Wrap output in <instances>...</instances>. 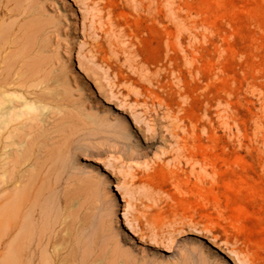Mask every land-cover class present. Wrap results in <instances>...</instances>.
<instances>
[{
	"label": "rangeland",
	"instance_id": "374dc122",
	"mask_svg": "<svg viewBox=\"0 0 264 264\" xmlns=\"http://www.w3.org/2000/svg\"><path fill=\"white\" fill-rule=\"evenodd\" d=\"M230 258L264 264V0H0V264Z\"/></svg>",
	"mask_w": 264,
	"mask_h": 264
},
{
	"label": "bare ground",
	"instance_id": "6f19581e",
	"mask_svg": "<svg viewBox=\"0 0 264 264\" xmlns=\"http://www.w3.org/2000/svg\"><path fill=\"white\" fill-rule=\"evenodd\" d=\"M88 2V1H87ZM86 2V3H87ZM177 11V10H176ZM159 27V26H158ZM180 33V32H179ZM195 56H197V55H195ZM195 56H193V57H195ZM192 57V58H193ZM189 65V64H188ZM175 87V86H174ZM205 89V88H204ZM207 91V90H206ZM129 96L130 97H132V95L131 94H129ZM148 97L149 98H152L153 100H152V104L155 106L156 104L158 105V108L156 109V113H157V115H158V113L165 107V108H170V104L169 103H167L164 99H162L157 93H150V94H148ZM140 98L138 97V98H136V103L138 104V103H140ZM143 101H144V105H146L147 106V104H148V101H146V100H144L143 99ZM137 106V105H136ZM121 109V108H120ZM121 111H123V110H121ZM135 114H133V116H134ZM138 117V116H137ZM137 117L136 116H134L133 117V120H134V124L135 125H139V120L137 119ZM175 117V116H174ZM69 120V119H68ZM55 121V120H54ZM101 121L103 122L102 124H103V126H105V127H107L109 130L111 129V131L112 132H110V134H108L106 131H105V129L103 130L104 131V133L106 132V134H107V136H109V138L110 139H108L109 140V143H111V144H109L108 145V149L109 150H112V149H117V148H119V149H123V147L124 146H126L127 145V142L129 141L128 140V136H126V133L124 132V129H122L120 126H118L117 124H113V123H111L110 122V119H107L106 117L105 118H103V119H101ZM70 123H72V126H69L68 127V129L66 128L65 129V131H61V132H63L64 134L63 135H65V136H67V135H75L81 128H82V121H80V120H70L69 121ZM181 124V123H180ZM182 124H183V122H182ZM102 127V126H101ZM138 127V126H137ZM179 127L180 126H177V127H175V129H174V134L176 135V136H178L179 135ZM182 128V127H181ZM181 131V130H180ZM60 132V131H59ZM182 135V134H181ZM56 140H57V138H56ZM107 140V141H108ZM183 140H185V138H183ZM63 141H67V137H64V140ZM179 141H182V140H179ZM184 142H186V141H184ZM186 146V144H184V147ZM208 147H206V149H207ZM187 149V148H186ZM124 150V149H123ZM184 152V151H183ZM189 152V151H188ZM184 156V155H183ZM119 157V156H118ZM190 159H192V158H189V160ZM208 160V159H207ZM105 169L106 170H108V171H111L112 169L110 168V167H108V166H105ZM115 188H116V191L120 194V196H121V200H122V202L123 203H128V199H127V197L125 196V194H124V192H123V190H122V188L119 186V185H115ZM125 211H126V209H124ZM127 214L128 213H126L125 214V216H127ZM127 227H128V229H130V231H131V233L134 235V236H136V237H138L139 236V234H138V231L134 228V226L132 225V223L130 222V221H128V219H127ZM195 235H199V236H201L202 238L204 237L203 235H202V233L200 232V231H195ZM204 238H206V237H204ZM206 239H208V241L211 243V245L212 246H214L215 248H217L218 250H220V252H222V253H225L226 254V252L218 245V244H216L215 242H214V240H212V239H210V238H206ZM153 244H155V246L156 247H159V248H161V249H164L166 252H170V253H174L175 251H176V247L173 245V243H171V242H169L168 244H165V243H158V242H152ZM155 247V248H156ZM230 260H232L233 261V263L235 264L236 263V260H234V259H232V258H230Z\"/></svg>",
	"mask_w": 264,
	"mask_h": 264
},
{
	"label": "water",
	"instance_id": "95a60500",
	"mask_svg": "<svg viewBox=\"0 0 264 264\" xmlns=\"http://www.w3.org/2000/svg\"><path fill=\"white\" fill-rule=\"evenodd\" d=\"M226 258H227V259H229V257H228V256H226Z\"/></svg>",
	"mask_w": 264,
	"mask_h": 264
}]
</instances>
